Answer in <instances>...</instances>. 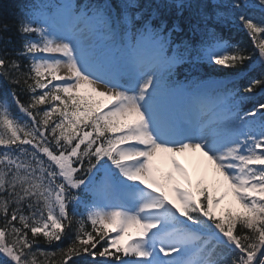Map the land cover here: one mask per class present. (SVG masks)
<instances>
[{
  "label": "snow or ice",
  "instance_id": "6c2138e0",
  "mask_svg": "<svg viewBox=\"0 0 264 264\" xmlns=\"http://www.w3.org/2000/svg\"><path fill=\"white\" fill-rule=\"evenodd\" d=\"M229 21L251 51L217 33ZM15 29L10 50L0 24V264H264V101L240 107L264 78L180 79L264 66V0H35ZM229 196L239 211L218 214Z\"/></svg>",
  "mask_w": 264,
  "mask_h": 264
},
{
  "label": "trees",
  "instance_id": "16d2710c",
  "mask_svg": "<svg viewBox=\"0 0 264 264\" xmlns=\"http://www.w3.org/2000/svg\"><path fill=\"white\" fill-rule=\"evenodd\" d=\"M80 1H83V3L85 2V0H79V2ZM33 3L34 0H0V24L8 23L12 26V30L10 32L4 33L5 36L12 37V43L8 45L10 50L19 49L21 47L22 41L16 32L15 23L17 18ZM249 3L250 5H255L258 3V0H249ZM248 14L257 21H259L261 18L260 9L257 7H251ZM216 31L225 40L229 41L233 45H239L241 47L247 48L249 51H251L254 47L250 38L246 34V31L239 26L238 21L223 22L217 25ZM25 63H27V61H25ZM182 71L184 75H182L180 79H183L184 76L196 77L202 80H212L219 78L224 80L225 83L234 82L237 86L246 84L250 79L253 78H264V66L255 62V57L253 58L252 62L246 64L241 75H223L219 71H212L211 66H209L207 62H198L194 66H186ZM0 83H2V80H0ZM19 94L21 101L27 104L29 101L28 94L23 91H21ZM261 101H264V93L257 91L253 98L241 103V110H247ZM66 245L67 241H64L61 246ZM42 247L46 248V250H56L55 245L51 247L42 245ZM69 264H71V262H69Z\"/></svg>",
  "mask_w": 264,
  "mask_h": 264
},
{
  "label": "bare ground",
  "instance_id": "6f19581e",
  "mask_svg": "<svg viewBox=\"0 0 264 264\" xmlns=\"http://www.w3.org/2000/svg\"><path fill=\"white\" fill-rule=\"evenodd\" d=\"M175 158L185 167L193 180H198L202 174L205 175L211 182H214L215 177L212 166L199 153H186L178 155Z\"/></svg>",
  "mask_w": 264,
  "mask_h": 264
},
{
  "label": "rangeland",
  "instance_id": "374dc122",
  "mask_svg": "<svg viewBox=\"0 0 264 264\" xmlns=\"http://www.w3.org/2000/svg\"><path fill=\"white\" fill-rule=\"evenodd\" d=\"M51 2H56V0H51ZM61 2L72 3L73 5H75L76 1L75 0H61ZM155 163H156V166L161 170V173H165L170 170L169 158L164 154L158 157ZM199 179H204L207 184L209 185L211 184L210 186H212V184L214 183V182L210 183V180L204 175H201ZM226 201L229 203L231 209L235 211H239L238 205H236L234 201H232L231 196H229Z\"/></svg>",
  "mask_w": 264,
  "mask_h": 264
}]
</instances>
